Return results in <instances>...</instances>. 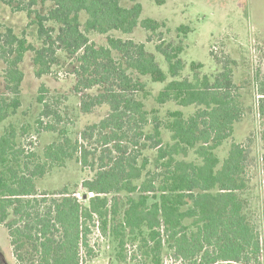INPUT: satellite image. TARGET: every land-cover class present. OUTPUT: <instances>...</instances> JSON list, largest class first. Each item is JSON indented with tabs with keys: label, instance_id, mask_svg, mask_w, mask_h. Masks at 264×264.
I'll use <instances>...</instances> for the list:
<instances>
[{
	"label": "trees",
	"instance_id": "obj_1",
	"mask_svg": "<svg viewBox=\"0 0 264 264\" xmlns=\"http://www.w3.org/2000/svg\"><path fill=\"white\" fill-rule=\"evenodd\" d=\"M37 1L51 4L46 15L31 11ZM23 11L27 18L34 15L29 26L41 47L29 43L24 30L0 32V125L21 108L20 66L28 54L36 78L52 74L58 52L72 58L80 111L106 106L108 113L75 140L59 131L61 140L41 155L18 142L25 127L3 129L0 226L15 262L85 264L96 256L94 234L112 247L116 264H163L165 256L181 264H261V237L243 198L249 186L247 150L233 142L223 158L217 154L243 116L241 88L233 82L235 62L228 56L216 61L221 71L212 76L193 62L190 77L183 76V42L191 29L181 25L176 42L165 41L166 23L142 19L139 3L29 0ZM48 23L57 27L56 34ZM138 28L146 33L145 42L109 36L132 35ZM90 34L106 36L105 45L90 41ZM151 43L166 70L147 49ZM144 78L162 85L150 110L144 104L151 95ZM91 90L96 93L83 95ZM38 91L42 110L35 133L57 132L60 115L42 85ZM259 92L264 118V90ZM169 104L175 108L161 115ZM185 109L192 110L186 114ZM80 139H95L99 147L92 150ZM146 149L154 151L152 161L142 155ZM73 159L93 173L81 184L84 199L66 187L53 194L38 190L39 179Z\"/></svg>",
	"mask_w": 264,
	"mask_h": 264
},
{
	"label": "rangeland",
	"instance_id": "obj_2",
	"mask_svg": "<svg viewBox=\"0 0 264 264\" xmlns=\"http://www.w3.org/2000/svg\"><path fill=\"white\" fill-rule=\"evenodd\" d=\"M28 2L29 0H0V32L3 33L5 28L9 27L20 35L24 30L28 42L35 48H40L41 42L37 39L36 31L29 26L34 15L27 18L26 12L23 11ZM135 3L142 6V19L149 18L166 23L169 33L164 35L165 41L176 42L178 35L176 29L181 25L191 29L183 42L184 51L181 58L186 64L183 76L190 77L188 67L193 62L201 64L200 72L210 76L221 71V65L216 61H223L228 56L235 62L233 82L241 88L239 93L243 116L234 126L231 139L224 143L217 154L223 158L233 142L242 144L247 150L246 175L249 179V186L243 198L246 201V214L257 227L261 237V264H264V118L260 115L259 109L261 101L259 91L264 90V0H164L162 6L156 5L153 0H122L123 7H131ZM30 8L39 15H46L51 4H41L37 1ZM81 20L84 21L83 16ZM47 27L56 34V26L48 23ZM109 36L131 39L138 43L146 40V33L140 28L136 29L132 35L123 36L119 33H111ZM105 38L106 36L96 34L89 35L90 41L97 46L105 45ZM156 42L154 40V43ZM154 43L147 44V49L154 53L160 67L166 70L162 57L157 55L152 48ZM20 68L24 73L20 95L21 108L16 115L0 125V135L8 125H13L17 129L25 127L26 135L22 136L18 142L41 155L48 144L61 140L59 131L65 130L68 137L75 140L87 127L98 123L107 115L106 106L98 107L89 114H83L80 111V95L74 92L75 63L67 55L58 52L57 61L52 66V74L41 78L35 77L30 54L25 57ZM2 70L3 65L0 62V74ZM143 82L151 94L144 101L145 108L150 110L157 106L154 96L162 85L153 84L148 78H144ZM41 85L46 90L45 96L51 108L60 115L61 122L56 126L57 132L35 133V121L42 110V105L36 101ZM95 93V90H91L84 92L83 95L86 97ZM174 108L172 104L164 106L161 109V115L166 110ZM191 110L185 109L184 111L188 114ZM41 120L44 123L53 121L52 118ZM163 138L167 140V133L163 134ZM80 142L92 150L99 147L95 139L87 141L80 139ZM142 155L150 161L154 159L152 150L146 149ZM92 176L93 173L90 170L82 169L73 159L61 168H54L44 178L39 179L37 187L39 191L52 194L66 187L74 191L79 198L84 199L85 192L81 184L83 180ZM91 244L95 245L96 256L85 264H116L113 260L112 247L104 238L93 234ZM128 255H132V252L129 251ZM0 264H17L12 256L7 234L1 226ZM163 264L181 263L165 256Z\"/></svg>",
	"mask_w": 264,
	"mask_h": 264
}]
</instances>
